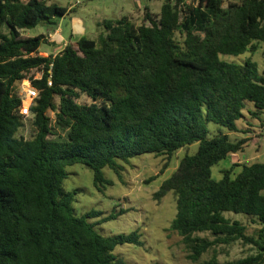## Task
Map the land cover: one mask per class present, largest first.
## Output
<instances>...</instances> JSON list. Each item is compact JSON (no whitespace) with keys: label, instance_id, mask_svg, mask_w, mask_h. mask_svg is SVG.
Segmentation results:
<instances>
[{"label":"trees","instance_id":"trees-1","mask_svg":"<svg viewBox=\"0 0 264 264\" xmlns=\"http://www.w3.org/2000/svg\"><path fill=\"white\" fill-rule=\"evenodd\" d=\"M50 1L0 0V264H128L115 250L143 246L142 234L98 230L124 210L77 215L75 192L63 188L67 168L89 167L104 193L114 184L104 169L122 180L135 157H162L150 183L195 144L197 151L185 154L154 194L158 203L175 195L170 230L194 261L217 245L241 241L256 253L226 264H264V162L234 163L219 181L212 175L216 165L249 146V138L230 134L251 131L237 124L246 112L264 126V70L252 59H222L259 51L264 0H163L158 14L146 8L141 24L129 16L106 19L96 39L85 36L41 56L46 36L23 33L56 26L67 15V7ZM33 70L42 72L40 79L30 78ZM27 79L39 91L30 108L31 139L20 136L25 115L15 92ZM83 96L90 102H81ZM210 123L229 133L211 132ZM226 213L245 215L259 227L248 235V227ZM205 232L215 239L195 236ZM207 264L220 263L213 258Z\"/></svg>","mask_w":264,"mask_h":264},{"label":"rangeland","instance_id":"rangeland-1","mask_svg":"<svg viewBox=\"0 0 264 264\" xmlns=\"http://www.w3.org/2000/svg\"><path fill=\"white\" fill-rule=\"evenodd\" d=\"M138 2V1H137ZM140 6L143 8L148 4V0H141ZM198 0H186L187 4H197ZM76 0H51L50 4H57L62 7H72L73 11L67 16L63 29L68 30L67 23L73 20L81 19L84 22L86 33L93 37V33H97L99 28L95 21L98 19H116L124 4L135 7L134 0H83L81 5H75ZM153 13L160 12V1L153 5ZM145 12V10H144ZM144 12L137 13L134 21L141 24L144 21ZM104 15V16H103ZM52 31L55 26L39 25L35 29L28 30L23 33V37H35L41 33H45L47 29ZM67 35V34H66ZM182 40L181 35H177ZM259 51L256 53H245L240 56H222L223 60L233 63L242 64L247 59L257 62L261 70H264V43L258 44ZM48 47L42 45L41 50ZM47 52H41V56H48ZM32 79H40L42 72L33 70L29 75ZM31 79L24 80L16 87L15 92L23 99L22 113L25 115V126L20 131V136L31 139L35 134L33 124L34 117L30 112L31 99L28 96ZM89 103L90 99L83 96L80 100ZM25 103H29L28 108L24 110ZM49 116L52 119V125L56 127L55 113L50 111ZM257 122L246 112V119L239 121V127L251 128L249 135L251 142L258 143L260 137V129L252 131V127H248V123ZM211 132L216 133L222 131L229 133L225 128L208 124ZM58 134L63 136L61 130L57 129ZM233 139L243 138L242 133H230ZM54 138H57L54 137ZM198 144L179 151L171 162L170 167L157 180L147 181L154 175L160 174L163 166V158L155 157L153 154H146L132 159L130 165H125L123 179L120 180L118 175L111 169H104L105 177L114 184L107 186L104 193L99 192L94 186V174L92 170L82 164H76L67 168L68 178L63 183V188L67 192H75L73 206L77 215L81 216L86 212L96 210L104 213V216L113 213L114 208L117 211H126L125 214L117 219L99 225L98 230L106 235L129 234L133 231H139L142 234L143 246L139 247L133 244L120 245L116 248L115 254L128 264H207L213 258H216L220 264H226L238 259L246 258L254 255L256 251L250 245H246L241 241L231 245H217L209 252L204 254L198 261L192 259V252L183 243L182 238L175 232L171 231L172 222L177 214V203L175 195L170 192L161 203L154 199V194L159 190L161 184L176 170L180 159L185 154H194L198 149ZM250 153L249 147L246 153ZM240 158L232 155L229 159L223 160L212 169L213 178L217 181L223 178V170L229 168L233 163H238L245 156V153L238 155ZM260 162H264L261 160ZM226 217L232 220L241 221L248 227L247 234L253 235L257 228V224L253 223L251 218L242 214L226 213ZM93 220V222H96ZM195 236L214 240L215 237L210 233H197Z\"/></svg>","mask_w":264,"mask_h":264},{"label":"crops","instance_id":"crops-1","mask_svg":"<svg viewBox=\"0 0 264 264\" xmlns=\"http://www.w3.org/2000/svg\"><path fill=\"white\" fill-rule=\"evenodd\" d=\"M158 1H160V7H162L163 0H148V4L145 5L143 8L140 6L141 2H137V0H134L135 7H131L130 5L128 6L124 4L119 13V16L116 17V19H120L125 16H129L134 19L137 13H143L144 10H146V8H149L152 11L153 5H155V3ZM67 8H68L67 15L63 17L62 19L57 20V25L55 26V29L53 31L51 28H49L47 29L45 33H41V34H44L47 38L46 46L48 48L44 50H41L40 48V51L42 53L47 52L46 54L48 56L58 54L68 44L75 43L77 40H79L82 37H85V36L89 37L86 33L87 31L84 26V22L81 21V19L73 20L70 24L67 23L68 30L63 29L67 16L70 15L73 11L72 7H67ZM103 20H106V19H98L95 21V24L99 28V30L97 33L92 34L93 37L90 36L89 38L96 39L98 35L102 32V29L100 28L99 24ZM254 121H257V120H254ZM263 123H264V117H263ZM248 126H251V127L253 126L252 131L254 132L256 131V129H259L261 124L259 123V121L253 122V123L250 122L248 123ZM243 135H245L243 136V138H249V135H246V134H243ZM248 147L250 149V153L249 152L246 153V150H245L244 152L245 156L242 157L241 160H238V163H255V162H260L261 160H264V134L261 136L258 143H255L254 141L250 142ZM234 156L237 158H240L238 155H234Z\"/></svg>","mask_w":264,"mask_h":264},{"label":"built area","instance_id":"built-area-1","mask_svg":"<svg viewBox=\"0 0 264 264\" xmlns=\"http://www.w3.org/2000/svg\"><path fill=\"white\" fill-rule=\"evenodd\" d=\"M138 2H140L141 0H137ZM175 1V0H172ZM83 2V0H76L75 5H81ZM52 85V81L51 78L49 80V86ZM28 96L31 99V103L34 102V100L39 96V91L35 88H33L32 86L30 87V91L28 92ZM31 108V105H30ZM264 134V126H262V128L260 129V137Z\"/></svg>","mask_w":264,"mask_h":264}]
</instances>
